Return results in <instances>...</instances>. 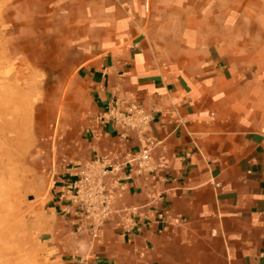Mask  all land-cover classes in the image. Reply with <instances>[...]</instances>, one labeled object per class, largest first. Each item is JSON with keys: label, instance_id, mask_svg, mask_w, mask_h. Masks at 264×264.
I'll list each match as a JSON object with an SVG mask.
<instances>
[{"label": "crops", "instance_id": "0c3cea01", "mask_svg": "<svg viewBox=\"0 0 264 264\" xmlns=\"http://www.w3.org/2000/svg\"><path fill=\"white\" fill-rule=\"evenodd\" d=\"M16 1L70 74L46 173L0 129V264H264V0ZM95 157L96 228L67 189Z\"/></svg>", "mask_w": 264, "mask_h": 264}, {"label": "rangeland", "instance_id": "374dc122", "mask_svg": "<svg viewBox=\"0 0 264 264\" xmlns=\"http://www.w3.org/2000/svg\"><path fill=\"white\" fill-rule=\"evenodd\" d=\"M40 15L34 6L0 0V129L9 131L12 150L19 142L22 147L25 144L31 181L48 171L46 161L56 128L51 105L70 74L66 59L45 60L40 54L36 37L48 30Z\"/></svg>", "mask_w": 264, "mask_h": 264}, {"label": "built area", "instance_id": "2783aa9c", "mask_svg": "<svg viewBox=\"0 0 264 264\" xmlns=\"http://www.w3.org/2000/svg\"><path fill=\"white\" fill-rule=\"evenodd\" d=\"M149 156V150L143 148L138 152L137 157L131 159L138 173L149 168ZM107 166L111 165L106 162V158L95 157L87 163V169H100V173L82 172L67 186L71 192V201L80 208L81 214L85 217L95 216V228L102 224L105 214L109 213L107 209L109 195L103 192L102 184L99 183L100 176L108 171Z\"/></svg>", "mask_w": 264, "mask_h": 264}]
</instances>
